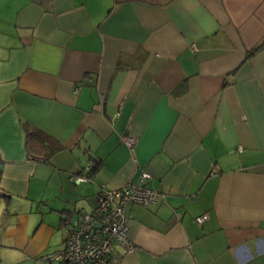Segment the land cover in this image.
<instances>
[{"label":"crops","instance_id":"crops-1","mask_svg":"<svg viewBox=\"0 0 264 264\" xmlns=\"http://www.w3.org/2000/svg\"><path fill=\"white\" fill-rule=\"evenodd\" d=\"M262 40L264 0H0V264H61L64 219L141 168L133 251L92 264H264Z\"/></svg>","mask_w":264,"mask_h":264},{"label":"built area","instance_id":"built-area-1","mask_svg":"<svg viewBox=\"0 0 264 264\" xmlns=\"http://www.w3.org/2000/svg\"><path fill=\"white\" fill-rule=\"evenodd\" d=\"M135 141L133 135H124V142L133 156ZM93 163L90 160L87 168ZM149 178L150 173L141 168L136 181L129 180L119 188L110 189L101 184L94 207L64 221L63 248L42 255V260L54 259L61 264H92L108 255L115 245L122 246L126 253L132 252L126 205L138 203L146 206L162 194L159 189L148 186L146 181ZM206 216L203 213L195 220L200 222Z\"/></svg>","mask_w":264,"mask_h":264},{"label":"trees","instance_id":"trees-1","mask_svg":"<svg viewBox=\"0 0 264 264\" xmlns=\"http://www.w3.org/2000/svg\"><path fill=\"white\" fill-rule=\"evenodd\" d=\"M261 46H264V40H262L260 43H258L256 45V48H259ZM255 48V49H256ZM26 132H25V143H26V147L28 148V151L33 154L32 156H34L35 154H38V152H41L40 150V146L44 145L46 147V149L48 150V153L51 152H55L58 149H60L61 145H59L58 143L55 144H51L50 142L46 141V139L44 138V136L42 135V133H40L39 131H37L36 129H30L29 127L26 128ZM44 158V157H43ZM45 159L48 160V156H45ZM98 165V162L95 161L88 169H87V174L92 173L93 170L96 169ZM99 190V189H98ZM99 192V191H98ZM97 192V194H98ZM97 197V196H96ZM96 204V203H95ZM66 219L69 218H65L64 221H66ZM64 221L62 223V226L64 228ZM65 230V228H64ZM65 239V237H64ZM109 254V253H108Z\"/></svg>","mask_w":264,"mask_h":264},{"label":"rangeland","instance_id":"rangeland-1","mask_svg":"<svg viewBox=\"0 0 264 264\" xmlns=\"http://www.w3.org/2000/svg\"><path fill=\"white\" fill-rule=\"evenodd\" d=\"M42 259V258H41Z\"/></svg>","mask_w":264,"mask_h":264},{"label":"water","instance_id":"water-1","mask_svg":"<svg viewBox=\"0 0 264 264\" xmlns=\"http://www.w3.org/2000/svg\"><path fill=\"white\" fill-rule=\"evenodd\" d=\"M88 165V164H87Z\"/></svg>","mask_w":264,"mask_h":264}]
</instances>
